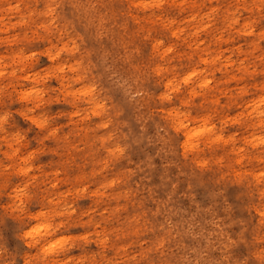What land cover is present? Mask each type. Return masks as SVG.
Instances as JSON below:
<instances>
[{"label": "clouds", "instance_id": "clouds-1", "mask_svg": "<svg viewBox=\"0 0 264 264\" xmlns=\"http://www.w3.org/2000/svg\"><path fill=\"white\" fill-rule=\"evenodd\" d=\"M0 264H264V0H0Z\"/></svg>", "mask_w": 264, "mask_h": 264}]
</instances>
